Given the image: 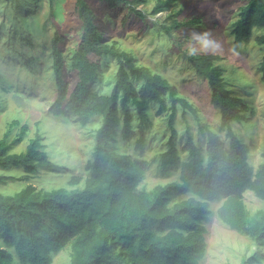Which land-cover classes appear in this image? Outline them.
Masks as SVG:
<instances>
[{
    "label": "trees",
    "instance_id": "16d2710c",
    "mask_svg": "<svg viewBox=\"0 0 264 264\" xmlns=\"http://www.w3.org/2000/svg\"><path fill=\"white\" fill-rule=\"evenodd\" d=\"M33 1L6 0L10 11L17 12H26ZM146 1L74 0L81 35L69 60L75 78L71 89L61 56V37L57 31L51 37L55 97L48 113L72 117L81 126L97 122L91 132V158L83 168L86 175L69 176L65 187L44 190L27 183L13 194L0 192V264H51L53 255L65 246L71 250L69 264H201L207 246L203 222L213 213L211 205L219 202L217 218L248 236L258 247L255 252L260 251L258 263L264 260L260 250L264 248V210L251 214L244 202L246 190L264 201V160L252 167L249 146L234 131V124L245 123L254 115L245 96L232 86L234 79L241 90L247 89V83L226 71L217 54L177 49L207 82L209 102L218 111L224 139L202 121L176 85L139 63L128 46L122 47L120 40L106 34V23H114L112 11L124 5H128V13L120 21L119 32L125 30L128 18L137 16L139 24L146 21L144 11L135 9ZM175 2L156 0L150 14L171 9ZM241 2L229 27L231 40L234 46L252 41L263 51L258 68L264 81V0ZM169 16L160 26L147 21L143 35L154 28L157 35L164 34L175 44L173 30L204 23L200 15L182 21ZM8 20L15 25L22 21L18 13ZM0 23L1 32L4 22ZM24 25L17 31L28 35L33 46L30 24ZM211 27L217 24L213 21ZM103 59L117 64L107 93L98 91ZM178 107L182 109V130L175 127ZM185 112L192 116L193 126ZM161 115L166 118L167 136L160 148L155 147L152 158L146 159L156 133L153 119ZM27 129L26 124L21 125L20 134ZM8 135L6 132L0 139V168L21 167L26 178L39 170L55 171L38 132L19 152L9 151ZM131 144L137 154L124 151ZM150 164L164 175L178 170V179L147 188L142 181ZM5 177L11 176L0 175V183Z\"/></svg>",
    "mask_w": 264,
    "mask_h": 264
},
{
    "label": "rangeland",
    "instance_id": "374dc122",
    "mask_svg": "<svg viewBox=\"0 0 264 264\" xmlns=\"http://www.w3.org/2000/svg\"><path fill=\"white\" fill-rule=\"evenodd\" d=\"M155 1L147 0L144 4L136 5L135 9L144 11L146 21L143 20L139 24L137 16L128 18L130 26H126L127 22L123 24V32H119L118 27L121 19L128 13V5L112 11L114 23H106L109 28L106 34L109 38L120 40L122 47L128 46L139 63L151 67L153 71L176 85L180 94L197 109L202 121L218 130L221 137L226 139L225 130L219 124L218 111L213 109L209 102L211 92L207 82L196 75L177 49L217 54L218 63L226 71L231 72L232 76L241 77V80L247 83L245 90H241L236 79L232 86L240 96H245L248 108L254 110V115L245 123L234 124V131L249 146L248 161L256 168L264 160V81L261 80L258 68L263 51L252 41L239 46L232 43L229 27L237 17L241 0H177L171 9L152 16L150 11ZM33 2L26 12H17L14 8L10 11L6 0H0V21L4 22L0 32V139L8 132L9 151L19 152L26 148L29 140L38 132L42 137L44 150L56 169L54 172L39 170L26 178L21 167L0 168L1 176H11L5 177L4 183H0V192L3 194H13L27 183L44 190L65 187L72 174L86 175L83 168L86 160L91 158V132L92 128L97 126V122L81 126L72 117H55L48 113L55 97L51 37L56 31L61 37V56L65 62V74L71 89L75 78L69 60L80 39L81 31L75 21L74 0ZM16 13L22 21L19 20L15 25L14 20L11 22L8 17L12 18ZM170 14L172 19L177 21L200 15L204 23L173 30V41L177 42L175 44L165 39L164 34L157 35L154 28H150V32L143 35L148 26L147 21L156 22L160 26L161 23L168 22ZM213 21L217 24L216 28L211 27ZM25 23L30 24L31 40L35 39L33 46L28 40V35H21L17 31L18 27L21 28ZM25 29L23 27L22 30ZM93 57L98 58L96 54H93ZM101 65L102 72L98 74V79L96 78L100 83L98 91L107 93L114 80L117 64L113 59H103ZM240 83L244 88V84L241 81ZM153 112L154 110H151L152 114ZM181 112L182 109L178 107L175 127L179 130H182L184 124ZM185 117L193 126L194 121L189 112H185ZM94 121H97V118ZM153 122L152 130L155 129L156 133L152 136L150 149L145 153L146 159L152 158L155 147H161L163 138L168 133L164 115L155 117ZM23 124H26L28 129L21 135L20 126ZM124 151L137 154L132 144ZM178 175V170H171L164 175L155 164H150L142 183L151 188L155 184L178 179ZM244 202L251 214L258 209L264 210V201L250 190L244 192ZM218 205L219 203L211 205L213 213L203 222L207 228V246L206 256L201 264H264V260L258 263L257 253L260 251L255 252L258 247L248 236L230 229L217 218L215 209ZM1 243L0 239V245ZM260 250L264 251V248ZM70 252L69 246H65L53 255L51 264H69Z\"/></svg>",
    "mask_w": 264,
    "mask_h": 264
},
{
    "label": "clouds",
    "instance_id": "9594fccd",
    "mask_svg": "<svg viewBox=\"0 0 264 264\" xmlns=\"http://www.w3.org/2000/svg\"><path fill=\"white\" fill-rule=\"evenodd\" d=\"M72 175H76V174H72ZM84 177V176H83ZM69 179V178H68ZM219 204H220V202H219ZM248 209V208H247ZM253 214V213H252Z\"/></svg>",
    "mask_w": 264,
    "mask_h": 264
}]
</instances>
